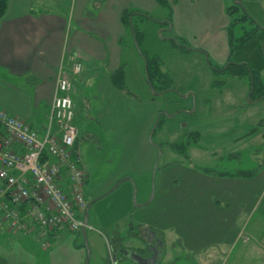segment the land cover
<instances>
[{
    "label": "rangeland",
    "instance_id": "374dc122",
    "mask_svg": "<svg viewBox=\"0 0 264 264\" xmlns=\"http://www.w3.org/2000/svg\"><path fill=\"white\" fill-rule=\"evenodd\" d=\"M237 1L240 7L236 14L247 13L256 25L264 27V0ZM171 2L173 0H169L167 7L149 12L148 18L135 16V24L143 32L139 50L130 33L126 36L123 59L126 86L131 94L121 93L125 98L114 99L111 93L102 90L100 75H94L85 85H75L78 91L74 94V124L79 135L77 159L87 173V201L105 193L124 177L134 180L123 181L91 206L89 225L93 228H87L91 251L88 264H111L110 250L116 253L115 264H136L124 252L144 249L147 242L137 215L127 209L137 211L155 206L164 178L170 179L176 189H182L183 184L187 187V179H194L197 171L214 177L220 176L221 171L234 174L242 170L256 174L254 178H241L244 182L252 180L248 181L250 183L240 181L239 192L232 191V181L222 183L219 179L215 184L197 180L199 183L188 186L189 192L199 199L197 204L204 208L200 214L210 215L211 208L233 214L242 230L236 242L224 246L213 244L200 253V250H187L183 238L172 228L151 230L163 242L158 264H264V97H250L248 76L215 72L210 63H218L204 48L190 47L189 43L186 44L188 51L177 47L173 40ZM235 2L224 0L227 6ZM58 9L63 11L64 7ZM159 17L169 23H161L159 27L155 23ZM255 23L249 19L235 25V36L253 28ZM145 55L157 58L162 71L171 78L172 86L158 90L160 94H154L146 81ZM261 78L264 82V70ZM156 84L164 86L166 83L157 81ZM189 92L193 95L183 97ZM148 93L158 98L161 110L176 114L173 117L163 115L162 123L153 135V141L160 144L162 150L155 176L153 169L145 172L136 161L139 146L145 144L141 137L145 121L152 112V107L143 101ZM191 131L198 133L197 137H192V133L186 135ZM172 144L180 149L184 147L185 152L173 149ZM255 182H260L263 187L255 192L257 185L250 193L249 188ZM135 189L136 201L133 198ZM152 191L155 194L152 201L138 206ZM243 191L250 193L245 203ZM251 224L254 225L251 227ZM252 228L257 231L250 233ZM64 239L65 236L49 248ZM76 240L84 242L81 234ZM38 245V254L50 264L49 250L44 251L47 249L42 247L41 241Z\"/></svg>",
    "mask_w": 264,
    "mask_h": 264
},
{
    "label": "crops",
    "instance_id": "0c3cea01",
    "mask_svg": "<svg viewBox=\"0 0 264 264\" xmlns=\"http://www.w3.org/2000/svg\"><path fill=\"white\" fill-rule=\"evenodd\" d=\"M171 3L173 38H183L186 41L183 45L204 48L218 66L227 63L229 17L224 0H173ZM61 7L63 11L58 9ZM158 8L161 6L156 0H9L0 17V107L28 123L34 122L30 125L43 132L62 66H65L64 73L73 79V100L78 92L76 83L85 85L94 75H100L104 92L117 100L125 98L124 92L113 87L110 79V74L121 66L126 72L123 58L127 34L134 40L132 30L123 22V12L135 10L130 16L132 22L136 15L145 14L148 18L149 12ZM157 20L159 27L169 23L164 17ZM78 61L82 63V72L75 75L72 65ZM144 96L143 101L152 107V112L145 121L141 135L145 144L139 146L136 161L145 172H151L157 153L148 142V135L162 104L152 94ZM14 149L22 152L18 144ZM194 175L182 189H176L170 179L164 178L155 206L137 211L129 208L128 212L137 215L144 236L151 230L172 228L183 238L187 250L202 253L213 244H233L242 234L240 223L233 214L213 208L210 215L200 214L204 208L197 204L199 199L189 192L188 186L204 181L215 184L219 179L222 183L232 181V191L239 192L242 177L221 174L213 177L198 171ZM252 178L243 182L250 183ZM255 183L249 188L250 193L257 185L255 192L263 187L260 182ZM242 193L245 203L250 193ZM255 229L250 233L256 232ZM37 232L38 229L30 234L17 233L8 226L1 229L0 259L4 264H46L44 256L38 254ZM64 236L60 244L49 248ZM77 237L78 233L64 228L51 233L47 237L49 245L44 247L45 252L49 250L50 264H84L86 249L75 245L79 243Z\"/></svg>",
    "mask_w": 264,
    "mask_h": 264
},
{
    "label": "built area",
    "instance_id": "2783aa9c",
    "mask_svg": "<svg viewBox=\"0 0 264 264\" xmlns=\"http://www.w3.org/2000/svg\"><path fill=\"white\" fill-rule=\"evenodd\" d=\"M81 69L76 62L72 71ZM64 70L65 66L59 70L43 132L0 107V230L8 226L30 234L38 229L43 247L58 229L81 232L88 203L87 173L74 150L78 129L73 84ZM16 144L22 152L14 149ZM88 227L93 228L89 223ZM109 261L116 262L112 250Z\"/></svg>",
    "mask_w": 264,
    "mask_h": 264
},
{
    "label": "trees",
    "instance_id": "16d2710c",
    "mask_svg": "<svg viewBox=\"0 0 264 264\" xmlns=\"http://www.w3.org/2000/svg\"><path fill=\"white\" fill-rule=\"evenodd\" d=\"M156 1L161 7L169 6V0H156ZM8 3L9 0H0V17L5 13ZM239 7L240 6L236 3L226 6V13L230 17V22L227 27L229 48H230L229 58L227 60V63H225L222 66L214 65L212 63L210 64L215 72H224V73H228L231 76H237V77L248 76L251 81L250 97H253L255 95H257L258 97H262V96L264 97V82L261 78V73L264 70V27L260 26L259 24L256 25L255 21L251 20V18L247 13H243L241 15L236 14V12L239 10ZM134 11L135 10H130V9L125 10L123 12L122 18H123V22L125 23L127 28H129V30L131 29V24H133L135 31V34L133 33V36L136 37L135 45L140 46L141 40L143 38V32L139 30V28L136 26L134 21L130 22V16L133 14ZM140 15H145V14H140ZM249 19L251 22L255 23V26H253V28L251 29H245L240 36L236 37L233 32L234 26L241 24ZM177 39L181 44L185 43L184 40L180 38ZM174 42L177 44V47L181 48L183 51L189 50L188 48L179 44L175 40ZM145 59L147 61V73L149 78V81L147 80L148 85L150 86V84H152L156 90H164L170 88L172 86L171 78L167 75V73L162 71L161 63L159 62V60L157 58L148 57L147 55H145ZM73 65H72V69H73ZM80 72L76 73L75 75L79 74ZM72 74H74L73 71ZM66 75L71 79L73 84V79L72 77H70V74H66ZM110 76L113 87H115L119 91L124 92L125 94H131V92L127 89L126 86V72L124 66H121L115 71H113L110 74ZM157 81L163 83L165 82L166 84L164 86L162 85L158 86L156 84ZM73 89H74V84H73ZM74 109H75V103H74ZM161 123H162V118L160 119L153 135L155 134L158 126ZM189 133L190 134L187 133L186 135L190 136L192 133L194 134L192 135V137H197L198 134L192 131ZM78 136L74 145L75 152H77L78 149L77 148ZM172 147L177 151L185 152L184 147L180 149L175 144H172ZM219 174L241 176V177H253L256 173L254 171L242 170L234 174L228 173L227 171H221L219 172ZM79 234H81V232H79L78 235ZM75 244L79 247L84 246V242L83 243L75 242ZM0 264H4L3 260L1 259H0Z\"/></svg>",
    "mask_w": 264,
    "mask_h": 264
},
{
    "label": "water",
    "instance_id": "95a60500",
    "mask_svg": "<svg viewBox=\"0 0 264 264\" xmlns=\"http://www.w3.org/2000/svg\"><path fill=\"white\" fill-rule=\"evenodd\" d=\"M236 4H240L239 1L236 0L235 2ZM131 30L132 32L135 34V31H134V27H133V24H131ZM176 42H178L179 44H181L178 39L176 38H173ZM134 40H135V43H136V37L134 36ZM183 45V44H181ZM138 50L140 49L138 45H136ZM184 47L188 48V46L186 45H183ZM145 74H146V78L147 80L149 81V78H148V73H147V61L145 59ZM152 90H154V93L155 94H160L161 92L156 90L152 84H150ZM189 95H193L192 92H189L188 94H185L183 95V97H187ZM193 111V110H192ZM163 115H167L168 117H173L174 115L176 114H169L167 111H164V110H161L158 115H157V118H156V121L154 122L150 132H149V135H148V139L149 141L157 148L158 150V155H157V158L155 160V163H154V167H153V176H155V172L157 170V167H158V161H159V158L162 154V150H161V146L157 143H155L153 141V133L160 121V119L162 118ZM125 180H131L132 182H134L133 178L132 177H124L122 179H120L112 188H110L108 191H106L105 193L99 195V196H96L95 198H93L92 200H90L88 203H87V206H86V209H85V212H84V223H85V226L81 229V234H82V237H83V240H84V247L86 249V258H85V261H84V264H88L89 263V258H90V247H89V243H88V239H87V228H86V225L89 223V210L91 208V206L98 200L100 199L101 197L105 196L106 194L110 193L111 191H113L115 188H117L123 181ZM136 194H137V191L135 189L134 191V194H133V198L134 200L136 201ZM154 191H152L150 197L142 204H138V206L140 205H146L148 203H150L152 201V199L154 198ZM155 236V232L154 231H150V239L152 240ZM129 258L134 261L136 264H155L159 261L160 259V255H159V252H157L155 254V256L151 259H144L142 258L141 256L139 255H128Z\"/></svg>",
    "mask_w": 264,
    "mask_h": 264
},
{
    "label": "flooded vegetation",
    "instance_id": "af4514ba",
    "mask_svg": "<svg viewBox=\"0 0 264 264\" xmlns=\"http://www.w3.org/2000/svg\"><path fill=\"white\" fill-rule=\"evenodd\" d=\"M150 88H151V86H150ZM152 89V88H151ZM160 112V111H159ZM158 112V113H159ZM158 115V114H157ZM157 118V117H156ZM156 121V120H155ZM154 124V123H153ZM155 147V146H154ZM156 148V147H155ZM156 150H157V148H156ZM157 155H158V150H157ZM156 158H157V156H156ZM146 236H144L143 235V237H144V239L146 240V242H147V246H145L144 247V249H135L133 252H131V251H128L127 253L128 254H126V251L124 252L125 253V255L129 258V256L128 255H139V256H141L142 258H144V259H151V258H153L154 256H155V254L157 253V252H159V255L161 254V249H162V246H163V242L159 239V238H157L156 236H154V238L151 240L150 239V231H148L146 234H145ZM112 253H113V256H114V258H115V260H116V253H114L113 251H112ZM117 261V260H116ZM155 264H158V262L157 263H155Z\"/></svg>",
    "mask_w": 264,
    "mask_h": 264
}]
</instances>
